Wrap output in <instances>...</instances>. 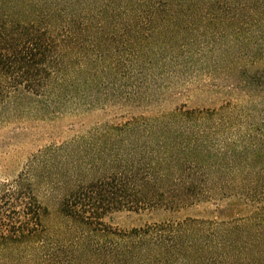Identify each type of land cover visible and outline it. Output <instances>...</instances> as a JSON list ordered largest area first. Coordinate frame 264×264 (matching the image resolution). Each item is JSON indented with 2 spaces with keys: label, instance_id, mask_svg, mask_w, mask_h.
Segmentation results:
<instances>
[{
  "label": "trees",
  "instance_id": "obj_1",
  "mask_svg": "<svg viewBox=\"0 0 264 264\" xmlns=\"http://www.w3.org/2000/svg\"><path fill=\"white\" fill-rule=\"evenodd\" d=\"M98 110L0 178V264H264V0H0V126Z\"/></svg>",
  "mask_w": 264,
  "mask_h": 264
},
{
  "label": "rangeland",
  "instance_id": "obj_2",
  "mask_svg": "<svg viewBox=\"0 0 264 264\" xmlns=\"http://www.w3.org/2000/svg\"><path fill=\"white\" fill-rule=\"evenodd\" d=\"M198 103L192 99L190 104ZM170 104L166 105V108ZM110 112L95 111L80 117H65L53 122L30 124L24 126L23 122H16L6 126H0V178L15 177L21 171L27 158L36 153L41 148L54 143H61L73 137L79 130L86 129L91 125L107 120H113ZM42 190L39 195L41 198ZM51 208L56 206L54 200L50 202ZM154 215H140L132 212H122L113 214L110 222L119 227H132ZM153 219V218H152Z\"/></svg>",
  "mask_w": 264,
  "mask_h": 264
}]
</instances>
